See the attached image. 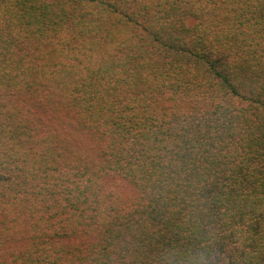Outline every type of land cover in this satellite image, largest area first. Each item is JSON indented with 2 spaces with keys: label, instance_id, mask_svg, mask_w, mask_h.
I'll list each match as a JSON object with an SVG mask.
<instances>
[{
  "label": "trees",
  "instance_id": "obj_1",
  "mask_svg": "<svg viewBox=\"0 0 264 264\" xmlns=\"http://www.w3.org/2000/svg\"><path fill=\"white\" fill-rule=\"evenodd\" d=\"M0 264H264V0H0Z\"/></svg>",
  "mask_w": 264,
  "mask_h": 264
},
{
  "label": "rangeland",
  "instance_id": "obj_2",
  "mask_svg": "<svg viewBox=\"0 0 264 264\" xmlns=\"http://www.w3.org/2000/svg\"><path fill=\"white\" fill-rule=\"evenodd\" d=\"M127 192L130 193L129 191H127ZM128 195H129V194H126V193H125L124 198H127ZM130 195H131V194H130ZM130 195H129V196H130Z\"/></svg>",
  "mask_w": 264,
  "mask_h": 264
}]
</instances>
